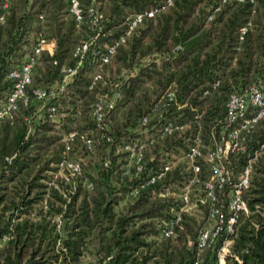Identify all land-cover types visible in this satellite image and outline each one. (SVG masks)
<instances>
[{"label":"trees","instance_id":"1","mask_svg":"<svg viewBox=\"0 0 264 264\" xmlns=\"http://www.w3.org/2000/svg\"><path fill=\"white\" fill-rule=\"evenodd\" d=\"M87 1L82 0L84 11ZM100 1L102 22L92 29L76 23L69 0H10L6 10L0 0V108L14 88L15 79L8 74L32 51L36 34L42 30L56 45L37 57L26 100L0 117V264H193L200 226L194 217L184 214L174 236L160 234L161 221L177 208V194L190 171L178 163L129 198L138 178L123 173L122 142L144 136L139 119L169 84L186 102L169 114L189 120L192 128L191 106L197 107L203 111L204 134L212 127H230L225 107L232 92H243L253 82L264 90V0H172L116 47L90 88L105 45L124 32L128 16L165 0ZM41 9L43 19L38 17ZM243 26L247 29L241 34ZM94 32L98 35L72 81L60 90L62 66L77 62L76 45ZM113 65L115 74L109 71ZM116 81L121 95L105 121L97 123L90 114L92 104ZM37 88L49 92L44 108L55 105L56 118L36 110ZM51 91L56 92L51 96ZM74 125L92 138L91 149L77 135L66 151L63 137ZM245 136L247 150L228 157L233 178L248 158L256 157L243 195L247 211L229 235L224 264H264V116ZM187 138L184 133L150 146L146 171L158 167L160 158L171 159L174 151L184 157ZM65 158L81 165L80 174L69 181L59 173L58 163ZM207 176L203 165L201 177Z\"/></svg>","mask_w":264,"mask_h":264},{"label":"built area","instance_id":"2","mask_svg":"<svg viewBox=\"0 0 264 264\" xmlns=\"http://www.w3.org/2000/svg\"><path fill=\"white\" fill-rule=\"evenodd\" d=\"M100 2V0H88L84 11L82 0H69V10L76 23H87L94 29L100 27L103 18ZM9 3L10 0H2L1 7L3 10H6ZM171 3L172 0H165L164 3L145 7L128 16V24L124 32L119 34L113 42L105 45L107 50L101 55L99 69L92 75L90 88L102 77V65L108 62L109 55L115 51L116 47L123 43L145 18L155 16ZM44 13V9L40 10L38 17L43 19ZM208 18H211V15ZM3 19L4 11L0 13V21ZM246 29L247 26H243L241 34ZM97 35L98 33L94 32L76 45L74 54L78 56L77 62L73 65L62 66L63 75L58 85L60 90H64L67 84L72 81L82 57ZM55 46V40L46 38L42 30L36 34V42L32 51L28 52L24 60L8 74L15 79L14 88L8 95L5 104L0 108V117L8 113L11 108L16 107L18 100H26L25 87L30 82L31 70L37 57L45 49L48 52H53ZM207 92L208 89H205L204 93ZM120 95L118 81L112 83L110 91L97 95L90 113L97 123L105 121ZM48 97L49 92L46 89L37 88L35 90L36 110L38 112L46 110L52 118H56L57 109L55 105H47L44 108ZM185 104L186 102L179 98L175 86L173 84L167 85L156 96L149 111L139 119V125L143 128L144 136H137L132 141L122 142V148L126 153L122 164L123 173L129 177L138 178L137 185L128 192L127 197H136L140 189L163 178L173 166L172 154L171 159L160 158L158 167L146 171L145 152L148 148L156 142H163L167 137L188 134V146L184 152V158L188 163L190 176L184 182L180 193L177 194L178 205L177 208L171 209V218L162 219L160 234L164 238L174 236L184 214L191 215L192 212L203 209L205 221L197 229V256L193 264H224L232 242L229 235L234 232V225L241 212L247 211L243 195L250 184L256 153H254L255 156L247 159L237 179L233 178L232 170L227 165V161L230 154L243 153L247 150L245 131L249 132L253 123L264 116V90L259 82H253L243 92H232L225 107V119L230 127L225 129L223 126L219 131H215L212 127L206 134L202 132L201 125L203 111L198 110L197 107L191 106L192 119L196 122V127L191 128L189 120H180L178 117L169 114L172 108H181ZM150 123L153 127L152 130H148ZM77 135L91 149L92 138L85 132L79 131L74 125L65 132L63 137L66 151L71 149ZM207 137L209 138L208 143ZM203 165H206L208 169V176L204 179L201 177ZM58 167L60 175L66 181L81 172L80 162L69 158L61 160ZM65 170L67 173L63 172ZM88 187L91 188V183L88 184ZM168 193V191L161 192L160 195L164 196ZM207 251H209L208 255L204 256Z\"/></svg>","mask_w":264,"mask_h":264},{"label":"rangeland","instance_id":"3","mask_svg":"<svg viewBox=\"0 0 264 264\" xmlns=\"http://www.w3.org/2000/svg\"><path fill=\"white\" fill-rule=\"evenodd\" d=\"M115 70H116V66L113 65V69L109 70V71H113L115 74L116 73ZM109 71L107 70L106 73L109 74ZM55 92L56 91H51L50 95L52 96ZM172 154H173V162H172L173 166L177 165L178 163H181V164H183L184 169L186 171H189L188 163L186 162V159L183 157L181 151H174V152H172ZM124 157H125V155H124ZM190 216L194 217L196 219V221H198V225H201L205 221V214L203 212V209H200L199 211L192 212V214Z\"/></svg>","mask_w":264,"mask_h":264}]
</instances>
